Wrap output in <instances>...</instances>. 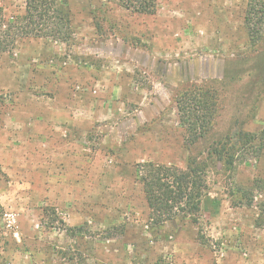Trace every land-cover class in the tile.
Listing matches in <instances>:
<instances>
[{"label": "rangeland", "instance_id": "1", "mask_svg": "<svg viewBox=\"0 0 264 264\" xmlns=\"http://www.w3.org/2000/svg\"><path fill=\"white\" fill-rule=\"evenodd\" d=\"M109 1L68 0V42L0 53V264H264V25L252 39L248 0ZM193 86L218 110L190 145L175 99ZM227 138L199 222L155 226L137 164L184 169Z\"/></svg>", "mask_w": 264, "mask_h": 264}, {"label": "trees", "instance_id": "2", "mask_svg": "<svg viewBox=\"0 0 264 264\" xmlns=\"http://www.w3.org/2000/svg\"><path fill=\"white\" fill-rule=\"evenodd\" d=\"M102 1L104 5L110 2ZM114 1L128 11L143 15H154L158 7V0ZM68 7V0H25L24 13L11 19H7L0 9V53L10 52L16 41L23 38H53L68 42L72 35ZM245 20L249 35L257 39L260 27L264 25V0H248ZM175 104L190 145L205 139L215 126L217 93L206 87L193 86L180 92ZM250 139L254 140L253 137ZM232 147V139L227 138L218 147H210L204 161L192 158L184 169L154 162L137 164V182L143 188L153 224L162 227L179 218H189L197 224L208 195V170L216 163L230 169L236 149ZM261 208L264 212V204ZM261 225L258 221L257 226Z\"/></svg>", "mask_w": 264, "mask_h": 264}]
</instances>
